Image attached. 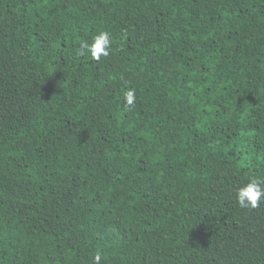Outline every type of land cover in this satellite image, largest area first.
<instances>
[{"label":"trees","instance_id":"1","mask_svg":"<svg viewBox=\"0 0 264 264\" xmlns=\"http://www.w3.org/2000/svg\"><path fill=\"white\" fill-rule=\"evenodd\" d=\"M251 177L264 0H0V264H264Z\"/></svg>","mask_w":264,"mask_h":264},{"label":"clouds","instance_id":"2","mask_svg":"<svg viewBox=\"0 0 264 264\" xmlns=\"http://www.w3.org/2000/svg\"><path fill=\"white\" fill-rule=\"evenodd\" d=\"M111 47L110 33L101 31L93 38V42L89 44L86 41L80 43L77 49V55H85L91 53L92 57L99 60L101 55L107 56ZM135 94L133 91L126 93V103L131 106L134 104ZM237 202L241 208H256L260 202H264V183L256 177H251L249 182L237 190ZM99 255L96 257L98 264Z\"/></svg>","mask_w":264,"mask_h":264}]
</instances>
